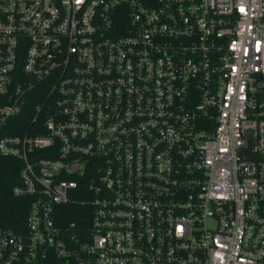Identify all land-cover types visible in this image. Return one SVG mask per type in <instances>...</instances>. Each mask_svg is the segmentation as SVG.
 I'll use <instances>...</instances> for the list:
<instances>
[{"label":"built area","instance_id":"built-area-1","mask_svg":"<svg viewBox=\"0 0 264 264\" xmlns=\"http://www.w3.org/2000/svg\"><path fill=\"white\" fill-rule=\"evenodd\" d=\"M0 264H264V0H0Z\"/></svg>","mask_w":264,"mask_h":264},{"label":"trees","instance_id":"trees-1","mask_svg":"<svg viewBox=\"0 0 264 264\" xmlns=\"http://www.w3.org/2000/svg\"><path fill=\"white\" fill-rule=\"evenodd\" d=\"M21 169V161L0 154V229L25 227L30 201L14 194V187L21 180Z\"/></svg>","mask_w":264,"mask_h":264}]
</instances>
